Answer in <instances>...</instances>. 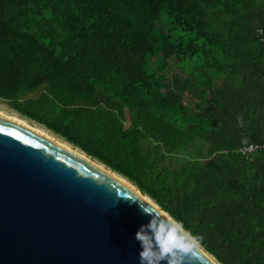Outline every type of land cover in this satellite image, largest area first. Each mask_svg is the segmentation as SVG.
I'll return each instance as SVG.
<instances>
[{
	"label": "trees",
	"instance_id": "trees-1",
	"mask_svg": "<svg viewBox=\"0 0 264 264\" xmlns=\"http://www.w3.org/2000/svg\"><path fill=\"white\" fill-rule=\"evenodd\" d=\"M0 103L264 264V0H0Z\"/></svg>",
	"mask_w": 264,
	"mask_h": 264
},
{
	"label": "water",
	"instance_id": "water-1",
	"mask_svg": "<svg viewBox=\"0 0 264 264\" xmlns=\"http://www.w3.org/2000/svg\"><path fill=\"white\" fill-rule=\"evenodd\" d=\"M95 161L0 116V264H140V207L167 213Z\"/></svg>",
	"mask_w": 264,
	"mask_h": 264
},
{
	"label": "clouds",
	"instance_id": "clouds-1",
	"mask_svg": "<svg viewBox=\"0 0 264 264\" xmlns=\"http://www.w3.org/2000/svg\"><path fill=\"white\" fill-rule=\"evenodd\" d=\"M151 216L147 224L141 225L135 239L140 243V264H199V253L203 235H193L182 222L163 215L157 217L140 207Z\"/></svg>",
	"mask_w": 264,
	"mask_h": 264
},
{
	"label": "bare ground",
	"instance_id": "bare-ground-1",
	"mask_svg": "<svg viewBox=\"0 0 264 264\" xmlns=\"http://www.w3.org/2000/svg\"><path fill=\"white\" fill-rule=\"evenodd\" d=\"M0 116L3 117L4 119L6 120H9V121H12V122H16V123H19V124H24L26 126H28L29 128L33 129L34 131H37L38 133L42 134L43 136H45L46 138H49V139H53V141H55L56 143H60L62 144V146L64 148H67V149H70L72 150L73 152H76L78 155H80L82 158L84 159H88V156L83 153L82 151H80L79 149H76L75 147L67 144L65 141H63V139L57 137L56 135L50 133L48 130H46L45 128L41 127V126H38L37 124H34V123H27V121L25 119H21L17 116L15 117H12V116H9V115H6L4 113H1L0 112ZM96 162V166H99L100 168L104 169L101 164H99V162L95 161ZM114 177H116L117 179L119 178L123 183H127L126 181H124L122 179V177L120 176H117L115 175ZM132 189H136V188H133L131 187ZM166 217L170 218L169 215L165 214ZM204 252V251H203ZM205 253V252H204ZM209 258L213 259L216 263L217 261L212 258L211 256H209L207 253H205ZM219 264V263H217Z\"/></svg>",
	"mask_w": 264,
	"mask_h": 264
},
{
	"label": "rangeland",
	"instance_id": "rangeland-1",
	"mask_svg": "<svg viewBox=\"0 0 264 264\" xmlns=\"http://www.w3.org/2000/svg\"><path fill=\"white\" fill-rule=\"evenodd\" d=\"M170 75H175V73H172V74H170ZM0 112L1 113H4V114H6V115H9V116H12V117H15V116H17V117H19V118H21L16 112H14L13 110H11L5 103H0ZM22 119V118H21ZM26 120V119H25ZM27 121V123L29 124V123H34V122H31V121H28V120H26ZM34 124H37L38 126H41L40 124H38V123H34ZM41 127H43V126H41ZM44 128V127H43ZM49 131V130H48ZM50 132V131H49ZM50 133H52V134H54L53 132H50ZM54 135H56V134H54ZM61 139H63L62 137H60ZM63 141H65V139H63ZM97 162H99V161H97Z\"/></svg>",
	"mask_w": 264,
	"mask_h": 264
},
{
	"label": "built area",
	"instance_id": "built-area-1",
	"mask_svg": "<svg viewBox=\"0 0 264 264\" xmlns=\"http://www.w3.org/2000/svg\"><path fill=\"white\" fill-rule=\"evenodd\" d=\"M256 149H257V147L255 145H252L250 148H244L241 151H242L243 154H246L247 152H253Z\"/></svg>",
	"mask_w": 264,
	"mask_h": 264
}]
</instances>
